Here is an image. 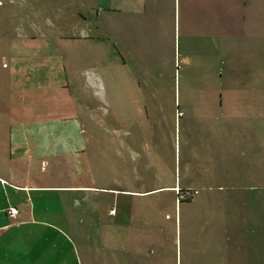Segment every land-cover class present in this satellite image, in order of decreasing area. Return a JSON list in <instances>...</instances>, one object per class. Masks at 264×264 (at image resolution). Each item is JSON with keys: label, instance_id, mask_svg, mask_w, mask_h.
Listing matches in <instances>:
<instances>
[{"label": "rangeland", "instance_id": "obj_1", "mask_svg": "<svg viewBox=\"0 0 264 264\" xmlns=\"http://www.w3.org/2000/svg\"><path fill=\"white\" fill-rule=\"evenodd\" d=\"M248 4L225 0V36L199 37L196 44L173 30L177 7L168 5L160 28L138 35L135 27L129 30L132 42L121 34L116 51L109 13L102 10L106 2L0 0V104L8 107L13 81L23 98L31 97L38 119L50 106L55 122L67 114L81 130L80 152L57 157L67 164L61 172H77L92 187L84 197L70 198L86 209L84 235L72 237L80 241L85 264H108V239L93 225L109 221V207L124 221L132 218L140 229L134 239L139 248L142 239L163 241L148 251L164 253V264H175L181 238L185 264L187 232L205 238V222L222 221L225 175L244 173L239 161L264 186V160L253 161L256 150L264 149V0ZM56 84L68 96L50 88ZM28 85L32 92L25 93ZM242 154L244 162L235 158ZM51 160L45 159L47 172H58ZM176 188L188 192L183 199L193 197L180 202ZM261 190L257 204L264 209ZM175 203L181 206V232L174 228ZM117 227L120 234L123 227ZM218 232L213 237H221ZM121 244L115 253L129 249Z\"/></svg>", "mask_w": 264, "mask_h": 264}, {"label": "crops", "instance_id": "obj_2", "mask_svg": "<svg viewBox=\"0 0 264 264\" xmlns=\"http://www.w3.org/2000/svg\"><path fill=\"white\" fill-rule=\"evenodd\" d=\"M101 1L106 2L107 5L102 10L109 13V33L112 46L116 51L119 42L122 41L121 34H125L127 42H132L133 36L129 30L137 27L138 35H140L147 30L152 32L160 28L168 5L177 7L173 30L178 32L182 30L185 40L189 39L191 43L196 44L195 41L199 37L205 36L213 40V38L225 36V13H223L225 0ZM230 1L244 8L249 5L248 2H251V0ZM140 22H146L145 27L138 26ZM199 30L202 31L200 35H198ZM206 47H208L207 44ZM209 50L213 51L212 46ZM3 66L5 67V63ZM10 75L12 80H15L14 70L10 71ZM11 83L8 107L5 106L6 102L0 104V264H85L78 240L83 237L86 228L82 215L86 213V209L81 208L83 206H80V199L70 198L75 195L84 197V193L92 187L85 184V179L83 180L82 175L77 172H61L62 167L67 164L62 158L57 157L80 152L81 130L74 122L75 118L66 117L69 116L67 114L59 116L55 122V119L51 118L54 109L51 108L53 109L51 111L48 105L47 114L38 119L39 115L36 110H33L31 97L27 95L23 98L22 90L17 88L15 82ZM30 85L37 88V85L34 86L32 83ZM30 85L25 93L32 92ZM50 88L60 89L59 96L67 95L64 94V88H66L64 85H51ZM50 98L53 99V95L46 98V104ZM207 98L208 95H206L208 104ZM60 99L62 101V97H59ZM56 114H60V111H56ZM202 115L204 117V114ZM205 116H209L208 112ZM256 152L258 155L253 156V161L264 160V149L259 148ZM46 158L52 159L51 165L59 168L58 172H47L46 167L49 164H46ZM235 158L238 161L242 158L243 162L246 159L245 154ZM238 169L245 172L225 175V209L222 221L219 222L213 218V222H205L209 226L205 227L207 231L204 227L202 228L205 238L201 235H196L194 238L187 232L189 236L183 241L188 251L184 255L185 264H264V238L262 237L264 209L257 204L264 186L256 183L261 180L257 174L251 171L246 173V167L241 164V161L238 163ZM130 205L126 203L127 211L123 210L125 213L129 212ZM101 206L102 204L99 208ZM174 206V228L175 230L179 228L181 232L182 215L179 208L181 206L178 207L176 203ZM10 207L19 210L16 218L8 216L7 210ZM71 212L74 214V220H71ZM117 213V209L109 207V221L93 225L94 228H100L97 234L108 239L110 253L105 255L108 264H134L133 262L164 264L162 263L166 257L164 253L148 251L156 243L162 245L163 241L157 238L152 241L142 239L141 245L147 248L143 252L145 247L139 248L140 243L137 245L134 241L140 229L137 230L134 227L132 218L124 221L122 217H118ZM118 218L123 221H118ZM189 219L192 224V215ZM117 225L123 227L119 228L122 230L120 234ZM141 229L149 234L150 227L145 223ZM101 230L106 231L105 235L101 233ZM216 232L221 234V237H213ZM209 233L211 236L207 237ZM75 235L78 236V243L73 240V238L76 239ZM119 237L122 238V242ZM123 242L129 249L133 248L131 253L128 252L129 249L120 254L115 253L118 246L121 248ZM175 248V264H182L181 238ZM133 250H141V253H135Z\"/></svg>", "mask_w": 264, "mask_h": 264}, {"label": "built area", "instance_id": "obj_3", "mask_svg": "<svg viewBox=\"0 0 264 264\" xmlns=\"http://www.w3.org/2000/svg\"><path fill=\"white\" fill-rule=\"evenodd\" d=\"M176 193L178 195L179 198L183 199L184 194H182L183 192L180 191L179 188H176ZM197 191H194L193 194H196ZM188 194V192H185V196ZM7 214L10 218H16L19 214V210L17 208L14 207H10L7 210Z\"/></svg>", "mask_w": 264, "mask_h": 264}, {"label": "trees", "instance_id": "obj_4", "mask_svg": "<svg viewBox=\"0 0 264 264\" xmlns=\"http://www.w3.org/2000/svg\"><path fill=\"white\" fill-rule=\"evenodd\" d=\"M179 115H181V113H179ZM180 189V188H179ZM180 191L181 192H186L185 190H183V189H180ZM197 194V193H196ZM191 197H193V196H189V198L188 199H181V200H179V198H178V200L180 201V202H182V201H188V200H190L191 199Z\"/></svg>", "mask_w": 264, "mask_h": 264}]
</instances>
